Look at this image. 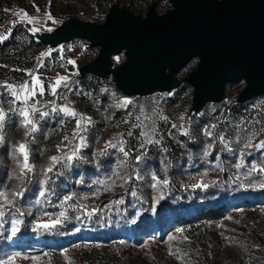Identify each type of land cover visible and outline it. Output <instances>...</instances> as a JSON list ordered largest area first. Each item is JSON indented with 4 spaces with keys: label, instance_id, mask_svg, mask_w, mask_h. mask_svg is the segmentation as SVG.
Wrapping results in <instances>:
<instances>
[{
    "label": "rangeland",
    "instance_id": "rangeland-1",
    "mask_svg": "<svg viewBox=\"0 0 264 264\" xmlns=\"http://www.w3.org/2000/svg\"><path fill=\"white\" fill-rule=\"evenodd\" d=\"M152 1L0 0V34L7 36L0 40V108L6 114L0 128V264H264V147H258L264 141V95L237 103L245 83L233 81L222 109L208 103L195 114L193 88L185 83L173 94L138 96L126 104L111 75L77 78L79 68L99 53L90 41L76 38L45 55L47 46L27 33L28 27L53 31L72 16L104 22L113 3L144 15ZM156 1L159 13L172 6L170 0ZM123 60L121 54L116 64ZM197 64L193 59L179 77ZM37 76L41 85H34ZM58 76L67 77V87L62 83L53 95ZM25 82L36 95L12 103L13 91L25 94L19 88ZM33 105L36 131L20 115ZM64 105L91 118L81 124L86 131L78 132L79 116L63 112ZM21 143L32 165L23 174ZM53 156L62 159L54 163ZM243 197L257 199L250 205L236 201ZM220 203L230 205L221 219L174 223L164 235L156 227L139 238L103 242L75 232L84 222L94 234L120 231L118 215L128 209L123 221L136 225L145 218L158 225L169 212ZM24 219L31 230L46 234L26 248L27 236L15 238ZM56 219L61 223L55 227H42ZM53 235L65 242L63 248L45 249Z\"/></svg>",
    "mask_w": 264,
    "mask_h": 264
},
{
    "label": "water",
    "instance_id": "water-1",
    "mask_svg": "<svg viewBox=\"0 0 264 264\" xmlns=\"http://www.w3.org/2000/svg\"><path fill=\"white\" fill-rule=\"evenodd\" d=\"M164 13L153 0L146 13L113 3L104 22L72 16L53 31L28 34L47 46L45 55L80 38L99 48L79 68L77 78L111 75L121 102L154 93L173 94L182 84L193 88L191 112L212 103L222 109L226 87L243 81L237 103L264 95V0H170ZM124 54V60L116 64ZM197 59L184 78V66ZM126 103V104H130Z\"/></svg>",
    "mask_w": 264,
    "mask_h": 264
},
{
    "label": "trees",
    "instance_id": "trees-1",
    "mask_svg": "<svg viewBox=\"0 0 264 264\" xmlns=\"http://www.w3.org/2000/svg\"><path fill=\"white\" fill-rule=\"evenodd\" d=\"M28 33V31H27ZM257 198H248V197H243V199H239L236 200L237 202H240L244 205H250L252 204V201L254 202ZM260 200H262V198H258ZM129 211V209H128ZM128 211L126 213H123L122 215H118V218L120 219L121 223L119 228H122V230H118L116 231H112L108 232H102V233H98V234H94L95 229L92 227H88L86 225V223H79L78 226H76V231L79 235L80 233V237L82 239H88L91 238L90 240H101L103 242H109L112 238H127L130 237L131 235L134 238H139V234L144 233L145 231L149 230V229H153V228H159L160 231V235H164L166 232H168L170 230V228L173 226L174 223H188L190 224L191 222H197L203 219H221L222 216L228 214V212L230 211V205H228L227 203H220V204H207L203 207L200 206H189L187 208H181L179 210H175L173 212H169L168 217L167 218H162V220H160V223L158 225H154L153 223H150L147 220H144L145 218H142V222L140 221V223L134 225V223L132 221H129V219L126 218L125 221H123L122 217H126L128 215ZM22 226L21 229L18 233H16L15 238L20 239L23 236H27L28 237V241L25 243L24 248H26L27 246H31L32 244V239L36 238V237H40V238H44L46 237V234H43L42 231L38 232L35 230H31L29 228V226H27L26 224V220H22ZM129 227V228H127ZM94 229V230H93ZM126 230V231H124ZM93 232V233H92ZM116 232V233H115ZM96 233V232H95ZM110 233V235H109ZM52 236V235H51ZM54 238L53 240H49L48 242L46 241H42L43 243L46 242V246L45 249H47L48 247H53L56 249H61L64 246V243H62L61 241H59L60 237L53 235ZM78 238V239H79ZM17 243V242H16ZM18 244V243H17ZM43 245V244H42ZM18 246V245H17ZM16 246V247H17Z\"/></svg>",
    "mask_w": 264,
    "mask_h": 264
},
{
    "label": "snow or ice",
    "instance_id": "snow-or-ice-1",
    "mask_svg": "<svg viewBox=\"0 0 264 264\" xmlns=\"http://www.w3.org/2000/svg\"><path fill=\"white\" fill-rule=\"evenodd\" d=\"M27 14L25 13V16ZM30 20L32 18H29ZM48 19H52L51 15L48 14ZM40 29L39 28H33L31 29V31L33 32H37L39 31ZM4 39H7V36L6 35H3V34H0V40H4ZM29 75H33L32 72L29 71ZM67 80V77H64V76H58L55 80V83L51 86L52 88V92H53V95L56 94V88L60 87V85L63 83L65 87H67V84L65 83ZM34 85H41V81L39 79V77H35L34 78ZM8 88H12V89H15L17 86L16 85H7ZM19 88L25 93L23 96H21L20 94H18L17 92L13 91L12 92V95L13 97L15 98L12 103H15L16 100H28L30 99L31 97L35 96L36 95V91L37 89L33 86L32 88L29 87V84L27 82L19 85ZM39 91L41 94H43V87L41 86L39 88ZM125 103H130V101H125ZM55 111V108L53 109ZM63 112L73 116V117H76V116H79V119L77 120V128H78V132L79 131H86V128H82L81 127V124H90L91 123V118L90 117H87L85 116L84 114L82 113H77L74 109L70 108L69 106L67 105H64L61 109ZM15 111V110H13ZM38 110L35 108V106L33 105L31 107V109H29L28 107H25L24 109L20 110V115L24 117V126H31V129L30 131H36V125L35 123L33 122V120L30 118L31 116L35 115V113L37 112ZM48 115V113H41L40 114V118L42 119L43 116H46ZM5 117H6V114L4 112V110L2 108H0V128H3L4 127V122H5ZM139 119V118H138ZM175 127V126H174ZM214 127V126H213ZM78 132L77 133H74V138L76 135H78ZM207 132V130H206ZM186 134V133H185ZM211 132H207V135L211 136ZM145 135H147V133H145ZM65 139H67V137H65ZM221 139H223V137H221ZM0 141H3V136H0ZM80 141H81V145L83 144V141H84V137H80ZM110 146H115V145H111V142L109 141L108 142ZM246 147H251L252 145L249 143L248 145H245ZM258 147H264V141H261L260 144L258 145ZM79 149L77 148L76 150L73 151L72 155L71 156H68L67 159L68 160H71L73 159L75 156H76V152L78 151ZM18 153L20 155H22V162H20L21 166H20V172L21 174H23L26 170L27 171H31L32 169V165H30L29 163V155H28V150H27V145L24 144V143H21L18 145ZM125 155H127V153H125ZM62 158L60 157H56V156H53L51 157V160L54 162V163H59L61 161ZM137 159H139V157H137ZM47 171H52L51 168H49ZM261 171H264V169H261ZM160 183H163V184H167L168 181L167 180H164V181H160ZM201 186H204L206 187V185H201ZM261 187H264V185H261ZM15 195H22V192H19V193H16ZM41 195H43V193H41ZM66 199H70V197H67ZM4 213L2 211H0V216H3ZM61 216L64 215V213H60ZM17 224L20 223V221H16ZM61 223V220L60 219H56V220H52L50 221L49 223L47 224H43L42 227L46 228V229H50V228H53L55 227L57 224ZM18 230V229H17ZM182 231V230H181ZM170 239H174V238H170ZM184 239H187V237H185ZM14 259V258H13Z\"/></svg>",
    "mask_w": 264,
    "mask_h": 264
}]
</instances>
